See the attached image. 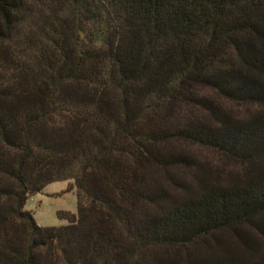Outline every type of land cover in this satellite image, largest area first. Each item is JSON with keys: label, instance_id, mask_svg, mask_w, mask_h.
<instances>
[{"label": "trees", "instance_id": "1", "mask_svg": "<svg viewBox=\"0 0 264 264\" xmlns=\"http://www.w3.org/2000/svg\"><path fill=\"white\" fill-rule=\"evenodd\" d=\"M224 100L264 108V0H0V264H264L245 234H264V109ZM171 140L249 173L151 192L148 165L184 159ZM65 179L77 213L40 225L28 198ZM228 230L246 252L153 251Z\"/></svg>", "mask_w": 264, "mask_h": 264}, {"label": "rangeland", "instance_id": "2", "mask_svg": "<svg viewBox=\"0 0 264 264\" xmlns=\"http://www.w3.org/2000/svg\"><path fill=\"white\" fill-rule=\"evenodd\" d=\"M223 105L225 108L232 109V114L236 116H249L264 109L251 103H235L227 100H224ZM199 115L209 116L206 111L199 112ZM163 147L171 151L181 152L184 159L172 164L148 165L147 186L151 192L158 190L166 192L169 198L193 192L205 184L236 182L244 179L249 173L239 158L212 148L174 140L168 141ZM73 186V179L52 181L42 191L28 198L26 208L32 210L40 225L68 224L69 217L65 213H77L78 211V195L76 187ZM70 187L72 189H69ZM8 225L0 227L1 239H3L5 231H10L12 228L11 224ZM245 232L246 239H251V241L259 244L261 249H264L263 233L254 228L245 229ZM227 249L246 252L248 247L242 237L233 230H228L218 234L217 237L210 236L201 240L193 246H156L153 251L158 255L186 258L196 252H222ZM44 251L47 254L49 264H63L56 248L44 249Z\"/></svg>", "mask_w": 264, "mask_h": 264}]
</instances>
